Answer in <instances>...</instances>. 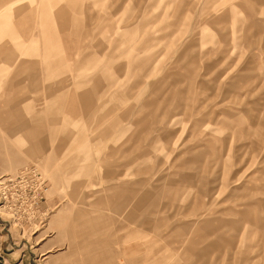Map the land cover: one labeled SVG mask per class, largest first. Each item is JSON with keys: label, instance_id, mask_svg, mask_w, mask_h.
<instances>
[{"label": "rangeland", "instance_id": "374dc122", "mask_svg": "<svg viewBox=\"0 0 264 264\" xmlns=\"http://www.w3.org/2000/svg\"><path fill=\"white\" fill-rule=\"evenodd\" d=\"M70 3L0 0V264H264V0Z\"/></svg>", "mask_w": 264, "mask_h": 264}, {"label": "crops", "instance_id": "0c3cea01", "mask_svg": "<svg viewBox=\"0 0 264 264\" xmlns=\"http://www.w3.org/2000/svg\"><path fill=\"white\" fill-rule=\"evenodd\" d=\"M50 244L49 240H46L45 242H43L38 249L39 250H43L42 255H46L47 258L49 255L48 253L50 252V248H48ZM27 251V252H26ZM28 250L23 249V248H14L13 250L6 252L5 253V261L6 264H34L32 263V261L30 259H28Z\"/></svg>", "mask_w": 264, "mask_h": 264}, {"label": "bare ground", "instance_id": "6f19581e", "mask_svg": "<svg viewBox=\"0 0 264 264\" xmlns=\"http://www.w3.org/2000/svg\"><path fill=\"white\" fill-rule=\"evenodd\" d=\"M69 2H71L70 4H73L74 2L76 3V2H78V0H69ZM46 52V51H45ZM18 190V189H17ZM20 191H23V189L21 188V190ZM24 192V191H23Z\"/></svg>", "mask_w": 264, "mask_h": 264}]
</instances>
